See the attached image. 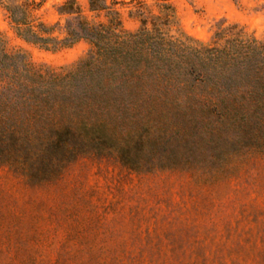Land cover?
I'll return each instance as SVG.
<instances>
[{
	"label": "trees",
	"instance_id": "1",
	"mask_svg": "<svg viewBox=\"0 0 264 264\" xmlns=\"http://www.w3.org/2000/svg\"><path fill=\"white\" fill-rule=\"evenodd\" d=\"M137 1L133 32L123 29L116 0H87V12L103 18L96 21L64 0V23L53 25L32 15L42 2L7 3L25 42L59 50L85 41L89 50L69 69L36 68L0 37V167L35 186L83 157L134 172L183 169L193 156L218 155L226 130L251 140L264 131V40L224 22L209 43L171 36L169 0H157L158 14ZM261 146L243 148L264 154Z\"/></svg>",
	"mask_w": 264,
	"mask_h": 264
},
{
	"label": "rangeland",
	"instance_id": "2",
	"mask_svg": "<svg viewBox=\"0 0 264 264\" xmlns=\"http://www.w3.org/2000/svg\"><path fill=\"white\" fill-rule=\"evenodd\" d=\"M0 3V37L9 53L36 68L66 70L83 58L80 41L46 50L16 35ZM82 13L87 0H76ZM122 27L136 31L137 0H116ZM158 14L157 0H142ZM32 12L47 25L64 23V0H35ZM167 27L201 43L218 24L238 25L264 40V0H169ZM54 35H57L56 33ZM212 158L191 157L183 169L127 170L115 160L79 158L57 180L31 185L0 167V264H264V154L246 153L264 131L251 137L226 130ZM256 136V137H255Z\"/></svg>",
	"mask_w": 264,
	"mask_h": 264
}]
</instances>
